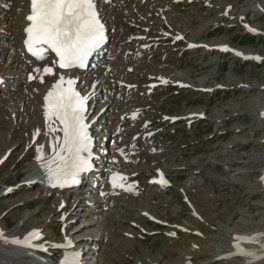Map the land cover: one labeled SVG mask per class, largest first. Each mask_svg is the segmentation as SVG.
<instances>
[{"label":"rangeland","instance_id":"obj_1","mask_svg":"<svg viewBox=\"0 0 264 264\" xmlns=\"http://www.w3.org/2000/svg\"><path fill=\"white\" fill-rule=\"evenodd\" d=\"M174 1L175 3L172 0H118L117 8L121 7L125 14L120 13V19L127 17L132 9L131 14L135 17H131L130 14V20L126 21L130 30L136 29L131 26L134 22L138 24L145 22L144 19L141 20L145 15L134 10L145 11L148 16L152 13L153 18H160L157 21L159 27L165 26L159 24L160 21H165L163 20L165 15L172 25L171 35L180 30L178 34L185 33L195 41L203 40L214 44L228 42L243 49L252 57L260 55L262 63L245 62L235 56L213 53V49L206 52L200 47L196 48L194 53H189L190 56L194 54L190 60H186L185 57L181 60L176 48L170 47L169 35L166 36L167 40L160 41L157 46L150 49L151 56L150 51L138 55V60L146 64L137 61L138 68L133 67V74L140 75L133 77L132 83L139 84L140 87L144 85L143 83L155 80L163 74L174 81L196 82L198 87L218 82L214 87L223 83L230 89L215 98L212 96L213 99L211 94L193 90L180 92L177 89L154 91V97L147 95L146 98L144 96L147 93L143 91H147V86L140 89L142 91L138 88V95H133V92L132 95L129 94L130 97L138 98L135 105L147 109L144 113L146 118L155 121L156 125H165L160 132L163 131L168 135L163 136L165 138L162 141L163 144L167 142L165 144L167 151L156 155L140 154L141 161L149 157L148 163L139 164L132 160L131 163L134 165L124 166L127 173H131L132 178L141 181L143 190L146 188L139 196L140 199L129 197L127 200L120 197L119 201L116 200V207L104 211L97 195L92 198L99 203L97 210L93 211L96 215L86 216L83 222L94 221L96 217L101 223L98 221L99 223L93 225L90 222L88 229L83 227L85 229L83 234L76 233L78 244H86L91 235L95 239H92L91 247L87 250L82 248V252H78L80 264H83L81 263L83 259L91 264H180L181 262L219 264L220 258H226V261H220V264H236L243 259L235 256L233 252L230 256H225L231 248L234 251L235 247L231 246L233 242L235 246L237 241L233 239V234L238 231L244 235L254 234L256 241L260 238L263 241L264 237L260 236L264 233V114L262 113L264 111V0H210L207 4L204 0H197L192 4L184 3L185 6H178L179 2ZM228 4H231V7L226 10ZM191 5L195 7H189ZM109 6L105 10L109 9ZM145 7L147 11L144 10ZM24 10L23 0H0V72L6 77V85L0 90V105L4 108V110L0 109V158L6 151H10L0 165V230L15 233L19 229H24L23 233H25L36 226L42 228L46 240L53 241L46 244L54 245L62 236L59 230L62 223L58 221V215L64 210H70V214L75 212L83 216L84 203L93 195L84 197L86 194L71 192L65 195L66 203L69 200L67 206L61 211H56L57 207L61 208L64 205H60L62 192L54 186L53 181L49 187H46L45 179H42L43 174H40L36 175L32 183H25L34 170L31 165L37 162L35 153L38 145L46 136L44 134L35 138L34 128L39 125L45 132L48 128L41 122L35 124L40 120L37 112L34 111L32 116L25 114L26 106L22 105L24 95L19 96V93L25 94L30 83L29 79L27 83L25 82L28 70L24 65L21 68L16 58L18 53L23 54L25 45H21L19 51L16 49L18 52L16 50L10 52L11 47H8L10 40L8 33L13 37L14 41L11 42H16L17 46L21 44L20 31H24ZM158 14L160 16H157ZM217 20L221 21L220 24L230 27H222L220 32L209 31L210 25L212 28L217 26ZM240 20L244 28L239 25ZM247 21L254 22L251 26L256 29L257 35L247 36L252 35L246 31ZM151 23L152 21L150 25H146L147 29L155 30L157 26L155 25L154 28ZM129 29L124 24H120L117 30L111 31V35L118 33L120 37L115 39L112 36L107 53L116 52L121 57L127 52L129 44L124 42V38L127 37ZM148 32L152 37H165L161 29L148 30ZM132 33L134 32H129L128 35ZM179 42L181 40L177 41ZM182 46L186 47V44ZM162 53L166 54L165 57H162ZM20 57L22 62L27 61L30 64L37 62L25 58L24 55ZM120 57L109 58L112 59V63L108 64L106 71L122 65V62H128ZM166 58L169 64L164 63ZM142 67L150 70L153 76L141 74L145 71ZM150 71L149 75H151ZM113 75L127 81L123 77V71L122 74L114 71ZM60 76L57 73L53 78H49L50 80L42 79L41 84L45 88L52 80L56 83ZM116 77H111L109 80H116ZM116 81L121 85L118 79ZM103 83L105 80L101 81V85ZM169 83V88L175 86V83ZM85 86L92 99L101 97L94 85L93 87L85 82ZM104 88H108L107 96H110V101L123 102L120 92L113 95L109 86L106 85ZM38 96H43V90L38 91ZM107 96L104 95L102 100ZM128 100L133 99H126L125 104H128ZM35 107L39 108V103ZM118 107V104L113 107L110 105L102 114L103 122L109 128L111 125L108 124V120H118L133 109ZM16 109L19 111L18 114L15 112ZM205 109L208 118L191 126H185L183 123L170 126V122L166 119L160 120L162 113L185 116V112L203 113ZM186 122L188 124L187 119ZM168 126L170 127L167 128ZM137 127L130 131L135 132ZM168 142H171L170 147L167 145ZM147 148L151 150L152 145L149 143ZM58 150L54 152L50 162L38 166L54 167L55 163L52 162L53 160L58 162ZM157 166L163 171L164 176L166 171L171 172L170 177L167 178L175 181L174 186L168 183L169 188L159 187L148 179L155 173ZM4 181L7 183L5 186L2 185ZM185 193L189 194L202 217L199 214L198 217L196 216L193 205L186 199ZM122 194L124 193L118 196ZM107 196L110 198L111 194L108 193ZM79 197L85 198V201L79 205L70 204V201H75ZM99 211L100 214L97 215ZM144 211L162 218V221L167 220L162 222L165 227L154 225L153 222L159 221L152 222L142 213ZM176 224H181L185 230L177 228ZM71 225L70 222L66 227L67 233ZM195 231H200L198 232L200 234ZM85 232H89L90 236H84ZM53 248L54 246L51 247ZM0 258L6 264L40 263L32 257L16 253L11 248L3 246L2 242H0ZM53 258L56 259L54 256ZM49 259L47 257V260ZM261 264H264V261Z\"/></svg>","mask_w":264,"mask_h":264},{"label":"snow or ice","instance_id":"obj_2","mask_svg":"<svg viewBox=\"0 0 264 264\" xmlns=\"http://www.w3.org/2000/svg\"><path fill=\"white\" fill-rule=\"evenodd\" d=\"M26 19L30 22L26 28L28 51L42 60L45 58L44 52L51 50L58 58L61 69L83 67L87 57L105 39L104 25L99 19L94 0H31V13ZM36 71L39 72L40 69ZM43 72L54 75L52 67H45ZM73 84V80L65 81L64 76H60L45 97L46 118L58 121L63 132L58 154L59 164L55 169L50 165L48 167L54 186L58 184L63 187L67 183H76L79 173L91 167V137L85 123L87 97L81 96ZM50 131L56 129L50 127ZM113 184L116 186L115 176ZM119 186L123 187V184ZM13 242L20 243L19 240ZM236 247L240 248V245L237 244ZM242 254L257 255L245 251ZM257 259L264 257L257 256ZM64 264L77 262L65 259Z\"/></svg>","mask_w":264,"mask_h":264},{"label":"bare ground","instance_id":"obj_3","mask_svg":"<svg viewBox=\"0 0 264 264\" xmlns=\"http://www.w3.org/2000/svg\"><path fill=\"white\" fill-rule=\"evenodd\" d=\"M9 1V0H8ZM10 1H12V0H10ZM15 1V0H14ZM110 1L111 0H107L106 1V3H105V5L103 6V10H102V15L104 16V19H105V21H106V23L108 24V28L110 29V30H116V29H118V23H117V19H119V15H120V10H118V9H114L115 7H109V9L107 8L106 10H105V8L107 7V6H109L110 5ZM173 1V3H175V1L174 0H172ZM113 2H115V4H117L118 3V0H114ZM141 3V2H140ZM23 4H24V16H23V21H24V25H25V23H27V21L25 20V18H26V12L28 11V8H29V0H23ZM115 4L113 3V5L112 6H115ZM168 3H166V5H167ZM235 7V6H234ZM237 8V7H236ZM167 8H164V10H166ZM144 10H146V7L144 8ZM7 12V11H6ZM143 15V14H142ZM131 17H135V15L134 14H131ZM132 19V18H131ZM252 19V18H251ZM133 21V20H132ZM144 21H145V19H144ZM138 22H143V21H138ZM247 24V23H246ZM251 25V24H250ZM131 26L133 27V28H136V30H141V29H145V28H143L142 27V24H138V23H133V24H131ZM140 26V27H139ZM20 33L22 34L21 35V37H22V39H21V44L20 45H18L17 46V43L15 42H11V41H14L13 40V37H11V35H9V33H8V37L10 38V40H9V44H8V47H11V49H10V52H12V51H15L16 49L19 51L20 49H21V45H23V38H24V34H23V31H20ZM19 33V34H20ZM115 35V36H114ZM117 36L118 35H116V34H113V37L114 38H117ZM128 41H127V43H131V44H133V45H138V46H140L139 44H141V43H143V40L144 41H147L148 40V44H145L146 45V47H151L150 49H152L153 47H155V46H157L159 43H160V41H164V40H167V37L165 36V37H156V36H154V37H152V38H150V39H148L147 37H141V36H134V37H132L131 38V36H129L128 37ZM16 40H17V38H16ZM19 44V43H18ZM143 45V44H142ZM7 47V48H8ZM142 47V46H141ZM141 47H138V49H141ZM134 48H137V46L136 47H134ZM198 48V47H197ZM26 48L24 47L23 48V54H17V57L16 58H18V63H19V65H20V67L22 68L23 67V65L25 66V68L28 70L27 72H26V76H25V82L27 83V77H28V74L29 73H33V81H31L28 85H29V88L28 89H26L25 90V94L24 93H19V96H22V94L24 95V99H23V103H22V105L23 106H26L25 107V114L26 115H30V116H32L33 115V113H34V111L35 112H37L38 113V116L40 117V120L39 121H37V122H35V124L36 123H38V122H41L42 124H43V126H46V128H48V131L47 132H45V131H43L41 128H40V126L39 125H37L36 127L37 128H34V134H35V138H38V137H40L41 135H44V134H46V136H45V138H44V140H43V142L41 143V144H39L38 145V148H37V150H36V155H35V158H36V161L37 162H35L36 163V165H46L48 162H50L51 160V158H52V156H53V154H54V152H56L58 149H59V145L61 146V144H62V138H63V132L60 130L61 128H62V125H60L59 124V122L58 121H55V120H53V121H49L47 118H46V116H45V111H46V108H45V105H46V100H45V98H43V96H38V91H44V90H46V89H44V86L41 84V80L40 79H42V78H52V76H53V74H46V73H44L43 72V67L42 66H44V68L45 67H48V66H54V74L57 72V71H59V69L56 67V65H54L52 62H51V57H49V60H46V61H44V62H41V61H43V59L42 60H39V62H36V63H28L27 61L26 62H22L21 61V55H24V57L25 58H27V59H29L30 58V56H29V54L26 52V50H25ZM16 50V51H17ZM17 51V52H18ZM153 52V51H152ZM14 54H15V52H14ZM186 54V53H185ZM111 55H115V57L117 56V54H115L114 52L112 53H110V55H107L106 53H104V49L102 48L101 49V52L99 53V55H98V62H97V64L96 65H98L97 67H98V69L96 68L95 69V65H93V64H91V65H89L88 67H87V69H85V70H82V71H80V72H73L72 73V71H70V73H71V76L72 77H70L69 79H71V80H73L74 81V84H73V87H74V85H75V83H79V82H81V81H83V79L88 83V84H91V86H95V88L96 89H101V90H99L100 92H99V94L101 95V96H103V95H105L106 94V92L104 93L103 92V87L104 86H106V83H107V76L106 75H102V77H101V79H106V83H104L103 85H99L98 86V88H97V85H96V81L98 80V73L96 74V72H98L97 70H105V68H107V64L109 63V64H111V62L109 61V56H111ZM126 56H128L129 58H131V59H136L137 58V56L134 54V52H128L127 54H126ZM184 56L185 55H182L181 56V60L184 58ZM13 57V56H12ZM26 59V60H27ZM31 59V58H30ZM45 59V58H44ZM165 62V64H169L170 62L168 61V59L166 58L165 60H164ZM22 62V63H21ZM33 62H35V61H33ZM139 62H141V61H139ZM21 63V64H20ZM41 65V69H40V66L38 67L37 65ZM36 69H40V71L38 72V71H36ZM124 69L128 72L129 70H127V67H124ZM95 70V71H94ZM93 72H94V74H93ZM59 74V73H58ZM3 75V74H2ZM4 76V75H3ZM89 77V78H85V77ZM159 77V76H158ZM158 77H156V79L155 80H152V81H159V80H161V78H158ZM4 78H5V83H6V77L4 76ZM65 79V81H67L68 79H67V77H65L64 78ZM109 79H111V78H109ZM133 79V78H132ZM116 80H117V78H116ZM116 80H114L113 79V81L118 85V81H116ZM111 81V80H110ZM176 81H182V80H176ZM129 82H132V81H129ZM22 84H24V83H22ZM170 86V83L168 82V81H164V83H158V85L154 88V89H159V87L160 86ZM67 85L65 84V87H66ZM93 86V87H94ZM18 87V86H17ZM140 87V85L139 84H135V83H132V86L130 87V88H126V87H122L121 89H122V93H124V91H127L128 92V94H130V95H132V92H133V95H138V92H137V89ZM2 88H0V90H1ZM124 89V90H123ZM77 91V90H76ZM135 91V92H134ZM154 91L153 92H151L150 94H146L144 97H146V98H148V96H150L151 98L152 97H154L155 95H154ZM139 95H141V93H139ZM148 95V96H147ZM86 96L87 97H90V99H92L91 98V94H86ZM107 96V95H106ZM130 97V96H129ZM97 100V99H96ZM39 103V108H37V107H35V106H37V104ZM102 104H103V106L106 104V101H104L103 100V102H98L96 105H97V107H98V109H100L101 107H100V105L102 106ZM139 107V109L141 110V112H132V117H131V119H132V121H137L140 117H141V114L142 113H146V111H147V109L146 108H143L142 106H138ZM0 109L1 110H4V108H3V106H1L0 105ZM5 112V111H4ZM15 112L18 114V112L19 111H17V109L15 110ZM262 113L264 114V111H262ZM85 114H88V111H86L85 112ZM184 119H177V120H175L173 123H182V121H183ZM33 123V122H32ZM151 123L152 124H155L156 125V123H155V121H151ZM139 124H141L140 125V127H137ZM136 127V131L137 130H140V129H143V128H145V125H144V121H141L140 123H139ZM171 124V123H170ZM27 125V124H26ZM35 127V126H34ZM50 127H52V128H55L56 129V131H50ZM94 127H96V125L94 124L93 125V127L92 128H94ZM106 127H108L107 125H106ZM96 129V130H95ZM94 129V132H97V128H95ZM130 133H134V132H131L130 131ZM159 135L160 136H168L167 135V133H165V132H163V131H161V132H159ZM169 139H171V136H169ZM137 142H141V140L140 139H138V141ZM167 142H165L164 143V146H166L165 144H166ZM126 145V144H125ZM139 145V143H130V145H128V146H130V149H133L134 147H136V146H138ZM169 147H170V145H171V142H168V144H167ZM176 145V144H175ZM128 146H126V147H128ZM125 147V146H124ZM54 148H55V150H54ZM161 150V153L162 152H166L167 150H166V147H164L163 149H160ZM127 150H123V152H126ZM58 152H59V150H58ZM123 152H120V153H118V154H115L114 155V157H112L111 159V161L112 162H110L109 160L107 161V162H109L110 164H107L108 165V167H110V166H112V164H114V165H116V168H118L119 166L121 167V166H129V164L127 163V161H129L128 159H127V157H126V155H125V153H123ZM136 152H139V151H136ZM34 153V152H33ZM7 154V151L4 153V155L2 156V157H4L5 155ZM56 154V153H55ZM145 155L146 156V154H150V153H147L146 151H141V152H139V155ZM57 155V154H56ZM140 155V156H141ZM6 159V158H5ZM141 159V157H139V159H138V161H137V163H139V164H142V163H148V161H149V157H145V161H141L140 160ZM50 160V161H49ZM47 162V163H46ZM159 162V161H158ZM46 163V164H45ZM53 163V162H52ZM54 164V163H53ZM59 164V161L58 162H56L55 163V165L54 166H56V165H58ZM113 165V168H115V166ZM131 165V164H130ZM46 167V168H45ZM48 166H42L41 168H43V170L45 171L46 169H48L47 168ZM54 169H55V167H53ZM112 168V167H111ZM130 169V168H129ZM125 170H127L126 168H125ZM131 171V170H130ZM130 173V172H129ZM128 173V177H131L132 178V175H131V173L129 174ZM140 173V172H139ZM171 172H167L166 171V174H165V177L167 178V177H170L169 175H171L170 174ZM40 174H42V173H40V172H38V174L37 175H40ZM138 175V174H137ZM37 177V176H36ZM43 177V176H42ZM17 179V178H16ZM92 179V175H91V173H87L81 180H79L77 183H71L70 184V186H63V187H61V186H59L58 184L57 185H55L56 186V188L57 189H62V188H69V190L71 191V192H73L74 194H80V195H85L84 197H87V196H89V195H97V194H99V193H102V190L103 189H99V184L97 183V185L96 186H94V184H93V182H89L90 180ZM148 179H151L152 180V182L154 183V184H157V186H159V187H161V186H165V187H167V188H169V184L168 183H164V179H162V180H159V179H154V178H152V177H149ZM128 180H130V179H128V178H126L125 180H124V182H126V181H128ZM41 181V180H40ZM84 181H88L87 182V184L88 185H82L83 184V182ZM104 181V177H102L101 178V183H100V185L101 184H103V183H105V182H103ZM137 181H139V180H137ZM146 181V180H145ZM144 181V182H145ZM51 182L52 181H50V179H47L46 181H44V185H46V187H49L50 185H51ZM7 183L4 181L3 182V184L2 185H6ZM68 185V184H67ZM71 185H73V186H71ZM125 185H127L126 183H123V186H125ZM133 185H136V184H133ZM144 185H145V183H144ZM198 186V185H197ZM87 187V190L85 191L84 189ZM137 187H138V192H136V193H132V194H125V195H123V196H121V198H126L127 200L129 199V197L130 198H138V199H140L139 198V196L140 195H142L143 193H144V190L146 189H144L143 190V186H141V181L140 182H138L137 183ZM200 187V186H199ZM54 188V187H53ZM113 190L115 189L114 187L112 188ZM47 191V190H46ZM113 192H115V191H113ZM190 193V192H189ZM157 195V194H156ZM78 198V197H77ZM120 198V197H119ZM117 199V201H119L120 199ZM161 198V197H160ZM143 199V198H142ZM77 200V201H76ZM75 201H70V204L72 205V204H74L75 203V205H79V204H81L82 202H84L85 201V198H83V197H79V199H76ZM135 201V200H134ZM129 202V201H128ZM148 202V201H147ZM68 203H69V200H68ZM68 203H66L63 207H61V208H58L57 207V210L56 211H61V210H63V208H65L66 206H67V204ZM97 203H98V201H97ZM102 203H104V205H106L107 203H106V200H104V201H102ZM106 203V204H105ZM144 203V202H143ZM116 205H117V202H115V207H116ZM124 206V205H123ZM147 206V205H146ZM95 207V206H94ZM148 209H149V207H147ZM75 211L74 209H71V211ZM155 216V215H154ZM159 218V217H158ZM100 222V220H98L97 219V221L95 220V221H93L92 223H93V225L95 224H97V223H99ZM151 222V221H150ZM153 222V221H152ZM151 222V223H152ZM101 223V222H100ZM154 223V225H161V226H163V227H165V224L164 223H162V222H158V223H155V222H153ZM90 226V224L89 225H87V226H84V228H87L88 229V227ZM102 226H104V221L102 220ZM37 228L38 227H36V226H34V227H32L31 229H29L27 232H30V233H34V234H36V233H38L37 232ZM245 229V228H244ZM42 231V230H41ZM23 232H24V229L22 230V229H19L18 230V232H15V236L14 237H17V235H21V234H23ZM180 232V231H179ZM258 232V231H257ZM41 233V232H40ZM229 233V232H228ZM260 233V232H259ZM263 233V232H262ZM45 234V233H44ZM43 234V231H42V233H41V235H40V237H39V241L41 242L42 240H46V238H45V236H46V234L44 235ZM253 235V234H252ZM258 235V234H257ZM263 235L264 234H262V236H260V237H263ZM84 236H90V234H89V232H85V234H84ZM91 236H93V235H91ZM247 236H249V237H247ZM232 237H233V239H235L237 242H236V245L237 244H239V245H242V246H246L247 248H249V249H247L248 250V252H252V253H256L257 255L256 256H260V255H264V248H260L259 246H258V243L257 242H262L260 239V237H258V238H260L259 239V241L257 240V241H255V238H254V236H251L250 234L249 235H244L243 233H241L240 231H238L235 235L233 234L232 235ZM128 238V237H127ZM237 238H241V239H237ZM245 238H248V239H245ZM78 241V240H77ZM127 241V240H126ZM125 241V242H126ZM67 244H69V241H67L66 242ZM78 244V243H77ZM226 248V247H225ZM54 249V248H53ZM234 250H235V248H234ZM227 251V250H226ZM47 252H49V253H51V254H53V256L57 259V257H56V255H57V252L56 251H53L52 249L50 250V249H47ZM88 252V251H87ZM234 253V255L235 256H238L240 259H243L242 260V262H241V264H255L256 262H252V263H250V262H246L247 260H252V259H250V258H253V257H255V256H246L245 258H244V255L243 254H241L240 252H238V253H235V252H233ZM205 254V253H204ZM82 256V255H81ZM83 257V256H82ZM80 258V257H79ZM191 260V259H190ZM261 260H263L264 261V259H259V261H258V263L260 264V263H262L263 261H261ZM82 261V260H81ZM220 261H223V262H225L226 261V258H220L219 260H218V262H219V264H220ZM231 262H232V260H230ZM45 263H47V262H45ZM222 263V262H221ZM235 263V262H234ZM49 264V263H48ZM79 264H80V262H79ZM180 264H186V262H181Z\"/></svg>","mask_w":264,"mask_h":264}]
</instances>
